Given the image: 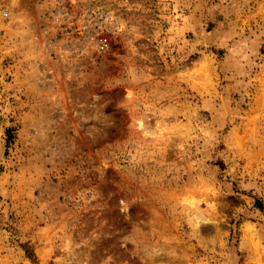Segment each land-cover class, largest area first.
Wrapping results in <instances>:
<instances>
[{"label": "rangeland", "instance_id": "1", "mask_svg": "<svg viewBox=\"0 0 264 264\" xmlns=\"http://www.w3.org/2000/svg\"><path fill=\"white\" fill-rule=\"evenodd\" d=\"M0 264H264V0H0Z\"/></svg>", "mask_w": 264, "mask_h": 264}, {"label": "trees", "instance_id": "2", "mask_svg": "<svg viewBox=\"0 0 264 264\" xmlns=\"http://www.w3.org/2000/svg\"><path fill=\"white\" fill-rule=\"evenodd\" d=\"M256 204H257L258 208L262 209L263 206H262L260 201H257Z\"/></svg>", "mask_w": 264, "mask_h": 264}]
</instances>
